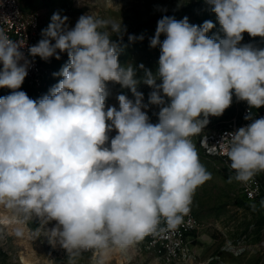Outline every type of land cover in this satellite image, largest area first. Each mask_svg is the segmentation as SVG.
<instances>
[{
    "label": "clouds",
    "instance_id": "obj_1",
    "mask_svg": "<svg viewBox=\"0 0 264 264\" xmlns=\"http://www.w3.org/2000/svg\"><path fill=\"white\" fill-rule=\"evenodd\" d=\"M205 2L223 36H208L212 21L198 26L164 16L149 45L160 48L158 68L139 65L140 80L133 66L119 62L122 22L89 14L70 28L67 16L54 13L27 55L0 29V88L12 90L0 97V207L12 212V223L55 221L51 237L77 254L125 250L162 219L177 228L197 188L211 178L191 137L210 116H222L233 95L248 104L244 118L251 122L219 144L234 173L229 180L247 185L264 173V117L251 112L264 106V48L240 43L245 32L264 38V0ZM60 53L68 60L47 94L34 100L19 90L29 57L60 59ZM109 82L130 89L134 100L120 94L119 110L106 109ZM139 83L152 88L147 104ZM149 105L160 109L155 124ZM14 235L22 237V228Z\"/></svg>",
    "mask_w": 264,
    "mask_h": 264
},
{
    "label": "rangeland",
    "instance_id": "obj_2",
    "mask_svg": "<svg viewBox=\"0 0 264 264\" xmlns=\"http://www.w3.org/2000/svg\"><path fill=\"white\" fill-rule=\"evenodd\" d=\"M21 6L39 16L41 30L48 27L54 13L68 17V26L74 27L82 15H92L97 18L121 23L126 31L122 40L112 33L113 40L120 44L119 62L121 65H131L136 69V79L140 80L145 69L153 73L158 68L160 48H151L150 38L155 35L157 22L164 16L176 20L188 18L194 25H202L204 21H212L215 27L208 33L209 37H222L220 25L211 7L205 0H19ZM105 29H101L104 31ZM137 39L129 41V36ZM143 36V40L139 37ZM162 34L160 39L163 41ZM243 44H252L264 48V38L251 37L243 34ZM67 53H60V59L55 56L46 60V77L44 88L40 95H34L28 86L26 78L19 90L38 100L47 94L49 89L61 79L58 73L67 62ZM160 83V81H157ZM110 95L106 99V109L115 106L119 110L116 97L126 95L130 100L134 96L130 89L109 82ZM137 90L144 95V103H148L152 88L139 83ZM11 89L0 88V97L7 96ZM233 95V102L222 116L209 117V123L203 129L209 130L219 120L232 118L240 103ZM159 107L149 105L147 112L150 122H158ZM203 130L191 137L198 152L200 163L211 174V178L197 188L190 211L202 223V230L192 247L194 258L191 264H264V195L250 201L244 196L241 183L223 164L214 158L206 156L199 146ZM116 135L109 133L110 139ZM14 217L10 210L0 207V264H163L156 254L146 249L145 237L121 252L112 247L107 250H87L68 253L49 230L56 226L55 221L45 224L39 219H33L24 224L12 223ZM15 227H21L24 235L16 237Z\"/></svg>",
    "mask_w": 264,
    "mask_h": 264
},
{
    "label": "built area",
    "instance_id": "obj_3",
    "mask_svg": "<svg viewBox=\"0 0 264 264\" xmlns=\"http://www.w3.org/2000/svg\"><path fill=\"white\" fill-rule=\"evenodd\" d=\"M0 29L7 36L21 44V50L27 55L30 46L41 40L42 30L39 16L36 12L26 11L19 0H0ZM31 63L28 68L26 81L34 95H40L48 76L46 60L39 56L29 57ZM250 109L247 103H240L234 116L228 120H219L209 130L204 131L199 139V146L203 153L219 160L233 175L229 168L230 161L221 153L219 144L229 133L249 124L245 116ZM254 118L264 117V106L251 110ZM246 199L253 201L264 195V173L254 177L247 185L241 183ZM202 230V223L191 211L184 216L183 223L175 229L167 226L162 219L156 230L145 236L147 251L156 254L163 264H191L194 258V242Z\"/></svg>",
    "mask_w": 264,
    "mask_h": 264
},
{
    "label": "bare ground",
    "instance_id": "obj_4",
    "mask_svg": "<svg viewBox=\"0 0 264 264\" xmlns=\"http://www.w3.org/2000/svg\"><path fill=\"white\" fill-rule=\"evenodd\" d=\"M138 242H140V241H138ZM137 243V242H136ZM135 244V243H134ZM119 251H121V252H124V251H126V249L125 250H121V249H118Z\"/></svg>",
    "mask_w": 264,
    "mask_h": 264
}]
</instances>
